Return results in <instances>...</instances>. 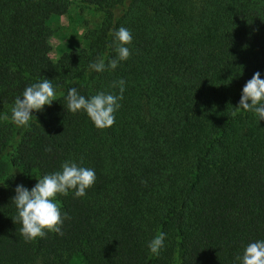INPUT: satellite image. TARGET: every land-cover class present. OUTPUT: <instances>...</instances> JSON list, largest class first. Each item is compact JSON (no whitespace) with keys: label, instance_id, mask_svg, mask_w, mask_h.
Returning <instances> with one entry per match:
<instances>
[{"label":"trees","instance_id":"16d2710c","mask_svg":"<svg viewBox=\"0 0 264 264\" xmlns=\"http://www.w3.org/2000/svg\"><path fill=\"white\" fill-rule=\"evenodd\" d=\"M73 3L102 20L79 54L52 60L39 15ZM121 26L132 33L129 59L90 71L115 55L111 32ZM257 71L264 78V0H0V156L9 168L0 174V264H69L74 255L84 264H238L248 242L264 239V120L235 108ZM45 78L56 100L17 127L15 97ZM119 79L112 126L64 108L68 88L116 95ZM67 159L93 168L95 183L84 197L57 196L70 217L63 235L24 242L12 220L16 185L31 189ZM160 232L165 246L154 255L146 242Z\"/></svg>","mask_w":264,"mask_h":264},{"label":"clouds","instance_id":"9594fccd","mask_svg":"<svg viewBox=\"0 0 264 264\" xmlns=\"http://www.w3.org/2000/svg\"><path fill=\"white\" fill-rule=\"evenodd\" d=\"M112 48L115 55L105 62L97 58L88 64L92 72L102 73L115 70L120 62L129 59L131 52L128 45L132 42V33L126 27H119L111 32ZM124 80L112 83L113 88H119V93L97 91L92 95H81L76 88H68L64 96V108L68 112H83L97 129H105L115 122V113L123 99ZM56 97V87L49 79H43L24 88L15 97L10 109L11 121L17 127L28 125L33 112L42 111L44 106H50ZM243 112H251L259 120H264V78L259 71L245 82L241 89L238 105L235 107ZM236 113L234 112L233 115ZM46 148V152H51ZM96 180L95 170L84 167L72 159L64 160L58 170L42 175L35 185L29 189L17 184L11 202L15 206L16 215L13 222L20 225L19 233L24 242L43 238L46 233L53 232L63 235L62 225L70 217L61 211L56 202L57 196H66L71 192L74 198L86 195ZM166 234L160 232L146 242V248L151 254L158 255L165 246ZM238 264H264V239L248 242L240 254L235 257Z\"/></svg>","mask_w":264,"mask_h":264},{"label":"rangeland","instance_id":"374dc122","mask_svg":"<svg viewBox=\"0 0 264 264\" xmlns=\"http://www.w3.org/2000/svg\"><path fill=\"white\" fill-rule=\"evenodd\" d=\"M102 13L93 7H86L73 3L68 11L62 15L41 12L38 23L51 29L49 43L51 45L50 58L56 60L63 52L79 54L86 46L84 33L98 25L102 20ZM8 156H0V174L8 171ZM37 176V175H36ZM38 177H36V182ZM69 264H84L80 255L71 257Z\"/></svg>","mask_w":264,"mask_h":264}]
</instances>
